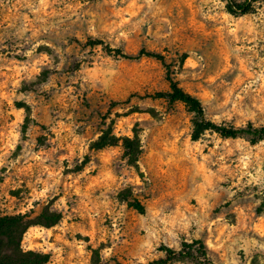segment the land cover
Instances as JSON below:
<instances>
[{
	"label": "rangeland",
	"instance_id": "rangeland-1",
	"mask_svg": "<svg viewBox=\"0 0 264 264\" xmlns=\"http://www.w3.org/2000/svg\"><path fill=\"white\" fill-rule=\"evenodd\" d=\"M234 1L252 8L0 0V215L63 216L31 226L24 249L46 264H201L200 242L214 264H264V139L194 138L184 103L152 97L171 73L206 119L264 126V0ZM135 133L131 163L123 140Z\"/></svg>",
	"mask_w": 264,
	"mask_h": 264
},
{
	"label": "trees",
	"instance_id": "trees-1",
	"mask_svg": "<svg viewBox=\"0 0 264 264\" xmlns=\"http://www.w3.org/2000/svg\"><path fill=\"white\" fill-rule=\"evenodd\" d=\"M227 1V6L230 12L234 14H245L252 8L250 1L243 3H237L234 0ZM139 54L158 56L154 53H149L145 50H141ZM124 57H129L123 54ZM131 58V57H129ZM170 82V89L168 91L157 92L152 95L154 98H163L167 102L173 104L176 102L184 103L197 117L194 121L195 133L194 138L200 136L205 130H214L224 137L236 138L241 134H249L252 137V142L255 143L259 140L264 139V126L255 127L252 123H249L246 127L236 128L234 126H226L224 124H217L211 120L205 118V109L202 101L196 96L184 90L179 83L174 79L171 73L168 75ZM117 144V137L112 135L110 137L102 136L100 141L97 143L98 148ZM123 146L125 150V157L131 163H135L139 159L141 153V142L138 133L135 136L126 137L123 140ZM131 205L138 210L140 213L146 212V207L138 199L131 201ZM62 214L57 211H53L48 207H44L39 215L32 217L30 213L25 214H13V215H0V264H46L50 260V254L35 250H26L23 248L22 241L26 231L33 225H42L45 227H52L62 219ZM200 244V248H204L201 252L204 256L205 261H201V264H214L212 261L207 259L205 245ZM162 250L166 252L168 260L177 257V251L163 246ZM95 252V251H94ZM93 264H99L96 259H93Z\"/></svg>",
	"mask_w": 264,
	"mask_h": 264
}]
</instances>
